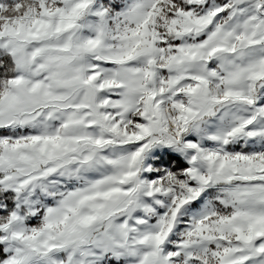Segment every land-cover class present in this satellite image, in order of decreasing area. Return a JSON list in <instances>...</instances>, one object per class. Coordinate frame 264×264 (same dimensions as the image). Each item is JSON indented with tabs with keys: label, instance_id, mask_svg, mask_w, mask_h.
I'll return each mask as SVG.
<instances>
[{
	"label": "snow or ice",
	"instance_id": "1",
	"mask_svg": "<svg viewBox=\"0 0 264 264\" xmlns=\"http://www.w3.org/2000/svg\"><path fill=\"white\" fill-rule=\"evenodd\" d=\"M0 264H264V0H0Z\"/></svg>",
	"mask_w": 264,
	"mask_h": 264
}]
</instances>
